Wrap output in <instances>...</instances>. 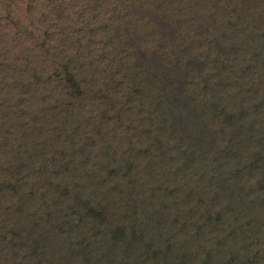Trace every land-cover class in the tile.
Returning <instances> with one entry per match:
<instances>
[{
	"label": "trees",
	"instance_id": "1",
	"mask_svg": "<svg viewBox=\"0 0 264 264\" xmlns=\"http://www.w3.org/2000/svg\"><path fill=\"white\" fill-rule=\"evenodd\" d=\"M226 1L234 6L224 9ZM252 1H258V14L264 15V0L202 2L207 8L197 0H162L152 7L144 5L145 22L134 14L133 7L138 6L133 3L109 1L102 5L107 9L98 8L99 12L96 5L84 4L89 16L81 15L80 26L57 28V35L52 36L46 47L36 41L0 59V234L11 233L8 236L14 253L27 258L33 255L30 250L35 251L36 246L48 247L49 240L40 242L47 222L31 217L36 211L53 207L43 196L50 190H43L44 186H50L52 181L53 191L67 198L66 210L82 209L85 213L77 229L76 222L64 220L65 211L56 208L57 204L53 208L54 225L61 229L63 224L69 245L79 252L76 257L82 259L83 263L75 264H89L98 257L116 264L148 261L173 264L175 260L223 264L224 256L235 258L233 253L220 248L225 245L222 236L225 219L221 208H213L207 196L213 192L220 197L223 191L227 207L231 205V191L223 179L227 171L220 167L222 159H214L217 172L214 175L206 167L211 158H192L188 150L192 146L219 148L215 134L206 137L203 131L198 133L199 125L196 126L199 129L194 125L199 119L187 106L190 87L194 80H203L207 74L203 72L212 61L209 53L204 54V48L201 52L194 51L189 34L186 35L189 42L176 41L174 35L178 31L174 23L176 26L182 20L184 24L191 23L194 40L208 39L211 43L208 50L216 51L219 42H231L228 35L235 30L233 16H256L251 10ZM151 16L154 19L148 21ZM201 21L206 27L201 26ZM169 30L176 31L172 37ZM244 44L247 49H263L264 33L246 35ZM110 120L135 130L130 147L119 156L100 151L102 132ZM151 134L160 136L155 142L149 141L158 145V149H175L167 157H172L175 164L162 160L157 171L148 164L145 170L153 173L151 181L138 173L135 176L142 180H132L133 173L125 165L131 162L133 152L140 155L143 140ZM164 137L174 144L164 142ZM145 159L139 161L143 163ZM135 169L144 171L139 165ZM175 174L177 177L172 181L182 183L176 197L166 189L168 185L161 190L162 184ZM69 182L70 187L73 183H84L88 199L81 207L68 201L75 195ZM172 208L174 222L169 225L165 213ZM131 210L138 216L142 214L149 225L163 229L170 226L165 230L167 237L157 229L154 236L142 233L134 236L132 242L117 243L122 229L115 223L127 226L120 222L125 218L119 215ZM23 212H27L29 220L24 219ZM114 215L118 221H114ZM90 229L92 240L83 235ZM109 241L113 247L106 252L101 244ZM9 259L3 258L0 249V260Z\"/></svg>",
	"mask_w": 264,
	"mask_h": 264
},
{
	"label": "rangeland",
	"instance_id": "2",
	"mask_svg": "<svg viewBox=\"0 0 264 264\" xmlns=\"http://www.w3.org/2000/svg\"><path fill=\"white\" fill-rule=\"evenodd\" d=\"M109 1L117 4L124 2L135 4L138 7H133L134 14L136 12L135 15L141 22H145V19H143L145 15L144 5L152 7V5L162 3V0H0V59L10 54V51L17 52L29 47L36 41L42 47H46L52 36L57 35V32H55L57 28L65 30L80 26L81 15H88L84 9V4L96 5L99 12V9H103V6H106ZM197 1L206 4L208 0ZM252 3L251 10L256 16L253 18L251 16V18L233 16L235 30L228 35L231 42L225 44L219 42L218 45L219 47L222 46V50L217 47L216 51L210 52L207 48L211 44L208 39L198 37L196 38L198 40H194L195 35L190 29L191 23L184 24L185 20H182L181 24L179 23L180 25L177 26L174 23L178 33L175 34L176 31L169 30L170 37L175 34L174 37L178 42H181V40L189 42L186 37L189 34L193 39L191 45L194 44V51L197 49L195 52H201V49L204 48V54L209 53V58L212 61L208 65L209 68L203 72L207 73L203 80H194V84L192 83L193 86L190 87L191 93H189L190 99L187 100V106L190 113L197 116V120L199 119L197 125L193 124L195 128H198L196 126L199 125L200 129H198L200 131L198 133L203 131L206 137L209 134H215V144L219 148L205 149V147L192 146L188 150H190L192 158H200L201 156L211 158L206 167L214 175L217 174L214 167L216 157L222 159L220 167L225 168V171H227L226 177H223V179L227 184L228 191H231V205L227 207L223 191L220 193V197L213 192L207 195L213 202V208L215 207L216 210L221 208L225 219L224 232H222V236L225 238L223 244L225 245L222 247L213 245L212 247H220L233 253L235 257L226 258L224 256L223 264H264V46L261 50H251L247 49V45L244 44L246 35L252 37L256 33L259 35L264 33V15L259 16L258 14V1H252ZM205 4H202V7ZM232 6H234L233 2L226 1L224 9H229ZM205 7L207 8V5ZM204 12L207 13V9ZM153 19L154 16H151L148 21ZM155 20H158V18L155 17ZM201 26L206 27V24L201 21ZM162 28L168 29V26L162 25ZM251 42L249 40V44ZM146 44L149 46L147 40ZM185 87L181 88L180 91ZM110 121L108 126L103 129V140L99 145L100 151L119 156L124 154V150L130 147V140H132L135 130L128 128L127 124L117 125L115 121ZM130 123L133 122L130 120ZM155 138H160V136L151 134L147 140H143V150L138 152L140 155L136 156L133 152L129 158V161H133V166L130 167L131 162L128 163V166L125 165L133 173L132 180H142L138 178L139 176H135L138 173L143 179H150L151 181L153 173L149 172V169L145 170L148 164L154 165L156 171L161 167L162 160L164 163L174 166L175 163L172 157L168 159L167 157L175 149H158V145L156 147L153 143ZM163 139L164 142L174 144L172 139L169 141L166 140V137ZM149 141L153 142L150 143ZM162 152L166 154L163 156ZM143 157L146 159L142 163L139 159ZM225 160L226 164H224ZM138 165L140 168L142 166L144 171L137 172L135 168ZM173 168L171 169L173 170ZM57 170L62 173L65 172L60 167H57ZM106 173L107 171L103 172V176ZM146 174L149 176L147 177ZM60 176L64 177L65 175L61 174ZM176 177V174L171 176L161 187V190H163L168 185L166 189L174 197L179 195V192L176 191L179 183L180 186L182 185L181 182L172 181ZM70 184L69 182L68 186ZM83 185V182H78V184L73 183L72 188L69 186L71 192L75 194L68 200L70 203L76 202L80 207L86 203L88 195L83 190ZM52 187H55V183L52 181L50 186H44L43 190H50L43 196L51 202L53 207L45 209L47 213L40 210L34 212L33 217L30 216L31 219L35 218L38 221L44 218L42 223L47 222L40 242L49 240L48 247L41 249L36 246L35 251L30 250L33 255L21 258L22 254L17 255L14 253L15 248L9 241L10 237L8 235L11 233H1L0 246L4 247L0 248L2 256L10 259L0 260V264H75L82 260L80 257H76L77 255L80 256L79 252L72 250L69 245L68 232L63 229V224L61 229H59V225L57 227L54 225L56 217L53 208L57 204L56 208H60L63 213L66 212L63 215L64 220L76 222L77 229L81 227L80 223L85 214L84 210L77 209L72 212L66 210L67 198L62 197L56 190L53 191ZM37 195L40 196L39 193ZM38 196L35 198H38ZM59 197L61 199L58 201ZM102 198H105V195H102ZM165 215H168L167 224L170 225L174 222V208L172 210L166 209ZM22 216L26 219L27 212H23ZM119 216L125 218L120 222L127 224V226L122 227L121 223H115L117 228L122 229L121 232L125 231L122 235L119 229L121 237L116 241L119 244L124 241L126 243L132 242L134 236L142 233H146L150 237L154 236L157 229H159L162 236L165 234V237H167L165 230L170 226L163 229L156 225H149L145 222L142 214L138 216L133 210L121 212ZM160 218L162 220V216ZM113 219L118 221L115 215ZM26 220L20 219L21 222ZM134 225L137 227H134ZM91 232L90 229V232L83 235L90 237L92 240L93 235H91ZM101 242L99 241V243ZM155 245L158 246V244ZM101 246L102 250L107 252L108 249L113 247V244L109 241L107 243L103 242ZM117 246L119 245L117 244ZM191 251L194 254L196 253L194 249ZM81 263L83 262L81 261ZM202 263L204 264V260H175L173 262V264ZM89 264L116 263H111L110 260H101L98 257L91 260ZM129 264H162V261L130 262Z\"/></svg>",
	"mask_w": 264,
	"mask_h": 264
}]
</instances>
